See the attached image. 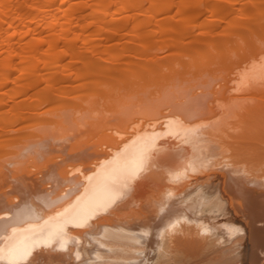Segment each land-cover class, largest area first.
<instances>
[{
  "label": "bare ground",
  "instance_id": "1",
  "mask_svg": "<svg viewBox=\"0 0 264 264\" xmlns=\"http://www.w3.org/2000/svg\"><path fill=\"white\" fill-rule=\"evenodd\" d=\"M257 119L264 0H0V264H264Z\"/></svg>",
  "mask_w": 264,
  "mask_h": 264
},
{
  "label": "rangeland",
  "instance_id": "2",
  "mask_svg": "<svg viewBox=\"0 0 264 264\" xmlns=\"http://www.w3.org/2000/svg\"><path fill=\"white\" fill-rule=\"evenodd\" d=\"M260 120L257 119V123H255V122L253 123V121H252V123L250 122L251 123L250 126H252L253 124H259L261 122H262L261 124L263 125L264 124L263 123L264 121H262V120L260 121ZM247 131H250V130H247ZM262 151L263 152L261 153V156H259L258 161L261 160V161H259V164L261 163L260 165L264 168V155H263L264 154V150H262ZM261 157H263V158H261ZM210 161H212V159ZM209 163H211V164H209V166L211 167L212 162H209ZM207 165H205V166H207ZM202 176L201 175H197V180H194V179L191 178L190 182L192 184H194L195 182L197 183V182L203 181L205 177L210 176V177H214V180H213L212 184H215L216 183L217 185H220V188H222L223 178H222V176L219 173H217V172H210L209 175L203 176V177ZM225 221H229V222L235 223L237 225L243 226L244 229H245V231H246V234L248 235V232L249 231H248L247 225L245 224L243 218L239 214H236L234 212V210L232 208H230V207L228 208V215H227L226 219L225 220H221L220 223H224ZM247 237L248 236H246L245 240L243 241L242 248H241V251H240V253L242 252L241 253V256H242L241 257V264H246L247 256L250 253L249 252L250 251V241H249V239ZM178 249H179V247H178ZM225 254H224L223 258L218 259L220 261L219 262L218 260L217 261H215V260L213 261V259H212L213 253L202 251L196 257L195 256H193V257H187V260L182 263L181 262L182 261V258H183V260H185L186 257L184 259L183 253H181L179 251H174L173 253H171V254H169L167 256H165L164 254L161 253L160 255L157 256L156 261H157V263H160V264H184V263L185 264H198V263L199 264H213V263L214 264H219L221 262H222L221 264H224V263L225 264H227V263L233 264L235 262V257L234 256L229 257L230 255H227L226 254L227 255L226 256ZM210 255H211V257H209ZM224 257H226V258H224ZM232 258H234V259H232ZM188 259H192V260H188ZM227 259H229V261Z\"/></svg>",
  "mask_w": 264,
  "mask_h": 264
}]
</instances>
